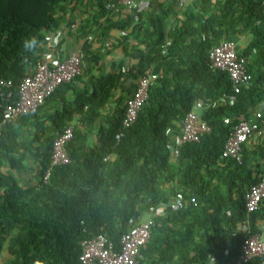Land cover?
Returning <instances> with one entry per match:
<instances>
[{"label":"trees","instance_id":"obj_1","mask_svg":"<svg viewBox=\"0 0 264 264\" xmlns=\"http://www.w3.org/2000/svg\"><path fill=\"white\" fill-rule=\"evenodd\" d=\"M68 1L0 0V77L16 84L32 71L45 47L43 36L56 29V13ZM108 1L115 0H95L97 10ZM182 8L181 18L169 30L163 16L132 24L127 14L122 25L115 26L132 24L129 35L142 45L136 62L124 75L114 71L94 78L90 90L77 92L68 108L42 118L57 129L55 135L62 121L79 114L66 143L69 162L51 167L45 183L20 187L11 174L27 171L31 163L39 179L48 165L54 135L44 130L36 114L51 93L35 111L0 129V251L4 238L13 233L4 264H78L79 241L100 232L118 249L127 220L144 213L148 205L166 203L175 190L186 199L194 197L195 204L153 219L136 264H223L238 255L244 236V192L264 176V162L249 156L246 141L239 162L226 158L218 165L217 158L232 125L264 103V12L260 0H196ZM218 29L223 39L232 41L239 32L250 34L237 50L248 58L250 81L233 104L223 97L230 90L227 74L207 63L212 34ZM166 38L167 52L178 51V58L163 60L154 69L157 77L148 87L147 103L123 128L125 100L146 69L145 51L162 56L159 46ZM122 75L129 79L125 89L120 87ZM197 99L207 104L200 118L210 131L195 142L180 144L172 159L173 134ZM93 123L96 142L89 145L91 131L82 127ZM108 154L114 158L103 159ZM248 217L249 233H260L264 198ZM241 264H264V252Z\"/></svg>","mask_w":264,"mask_h":264},{"label":"built area","instance_id":"obj_2","mask_svg":"<svg viewBox=\"0 0 264 264\" xmlns=\"http://www.w3.org/2000/svg\"><path fill=\"white\" fill-rule=\"evenodd\" d=\"M188 1L196 0H176V3L179 7H183ZM260 2L264 12V0H260ZM147 4V0H115L105 7L113 8L115 5H120L129 10L133 21H138L143 18ZM54 36L52 32L43 36L45 47L38 53L32 71L22 76L16 84H13L9 78L0 77V129L5 124L12 123L19 117L35 111L57 86L68 83L80 75L79 52L73 51L61 56L55 45ZM169 45L170 40L166 38L159 46V54L165 55ZM247 62L248 58L238 54L235 42L230 39H222L213 43L207 51L208 66L227 74L230 90L227 94H223V97L228 104H233L236 94L250 81V74L246 68ZM156 77L157 72L150 67H146L144 72L138 76L134 88L125 100L121 119L123 128H127L134 122L141 106L147 103L148 87ZM199 105H201V101L196 100L193 107L181 120L179 136H176L174 142L169 145L172 159L177 158L180 144L195 142L200 136L210 131V126L194 110V107ZM259 116L260 113L257 111L252 117L239 119L232 125V130L217 158L218 165H221L226 158L237 162L241 160V146L257 131L256 118ZM223 121L227 123L229 120L224 117ZM73 127V123H67L53 136L48 165L36 181V185L39 186L40 183H45L48 180L51 167L69 162L66 143L71 138ZM120 135L121 132L115 133L114 138L118 139ZM106 158L107 156L103 159ZM211 182H215V178H212ZM262 198H264V176L251 184L244 192L245 217L240 223V229L244 236L238 255L223 264H241L264 252V240L257 234H250L248 225V214L258 208ZM187 203L195 204L194 197L186 199L180 190H175L166 203L148 205L144 211L147 214L145 219H141L143 213L136 218L130 217L127 220L129 227L119 237L118 249H115L113 243L101 232L82 238L79 241L78 264H136L141 258L139 248L148 239L153 219L166 210H180Z\"/></svg>","mask_w":264,"mask_h":264},{"label":"crops","instance_id":"obj_3","mask_svg":"<svg viewBox=\"0 0 264 264\" xmlns=\"http://www.w3.org/2000/svg\"><path fill=\"white\" fill-rule=\"evenodd\" d=\"M94 2L95 0H69L64 4L63 10H59L56 13V16L59 17V24L52 32L55 35V45L59 49L61 56L73 51L79 52L81 73L70 82L57 86L45 99L43 106L36 114L38 117L37 121L51 135H54L57 129L53 127L50 120L42 119L43 117L48 114L52 115L62 108H68L74 95L82 90L89 91L92 80L101 74L120 71L124 75V71L136 62L138 50L142 49V45L136 43L132 36L129 35L134 21H132V24L124 26L123 29L115 26L117 24L118 26L122 25L126 15L130 13L129 10L120 5L107 8L105 5L112 2L108 1L104 3V9L99 12ZM147 2L143 18L156 19L163 16L164 27L168 30L181 18L183 8L179 7L175 0H147ZM223 37L222 30L218 29L212 34V42L216 43L222 40ZM249 38L250 34L248 31L237 33L234 41L236 49L239 50L240 47L245 45ZM144 58L146 67L156 70L160 66L161 61L177 59L178 51L174 53L169 50L165 55L159 57H154V54L145 51ZM128 81V78L122 77L121 89L129 86ZM113 95V97H116L118 90ZM197 100L201 101V105L194 107V110L201 114L207 104L202 102L201 99ZM257 111L262 119L259 121L257 131L246 140L244 146L250 157L264 162V103L261 102L255 105L248 112V117H252ZM78 117L79 114L74 113L69 121H62V125L59 127L60 130L67 123L76 125ZM95 124L93 123L90 127L88 125L82 127L84 131H91L86 140L89 145H93L96 142V137L93 133L96 127ZM26 126L27 124L23 127ZM173 136L174 138L179 136V130ZM113 158V154H108L106 159L112 160ZM27 162L30 163L29 160ZM26 168L27 171L12 170L11 175L20 187L32 186L38 179V175L35 174L36 166L34 164L30 163ZM259 226L260 233L257 235L264 240V223L262 221L259 222Z\"/></svg>","mask_w":264,"mask_h":264},{"label":"rangeland","instance_id":"obj_4","mask_svg":"<svg viewBox=\"0 0 264 264\" xmlns=\"http://www.w3.org/2000/svg\"><path fill=\"white\" fill-rule=\"evenodd\" d=\"M258 105V104H257ZM147 217V214L144 212L142 215H141V219H145ZM13 235V233L11 234V236ZM10 237H6L4 238V241H3V249L0 251V264H4V259L6 258L7 256V251H6V244L10 241Z\"/></svg>","mask_w":264,"mask_h":264}]
</instances>
